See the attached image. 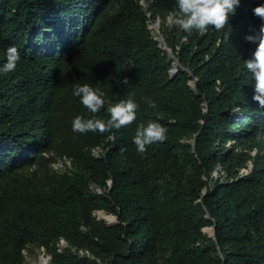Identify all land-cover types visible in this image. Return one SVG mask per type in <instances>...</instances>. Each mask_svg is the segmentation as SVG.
<instances>
[{
    "label": "trees",
    "instance_id": "trees-1",
    "mask_svg": "<svg viewBox=\"0 0 264 264\" xmlns=\"http://www.w3.org/2000/svg\"><path fill=\"white\" fill-rule=\"evenodd\" d=\"M261 3L186 33L167 19L177 0H0V64L9 45L22 57L0 73V264H24L30 248L48 264H264V105L245 39ZM85 83L104 94L99 112L73 94ZM129 97L131 123L73 130ZM150 120L167 135L140 152Z\"/></svg>",
    "mask_w": 264,
    "mask_h": 264
},
{
    "label": "clouds",
    "instance_id": "clouds-1",
    "mask_svg": "<svg viewBox=\"0 0 264 264\" xmlns=\"http://www.w3.org/2000/svg\"><path fill=\"white\" fill-rule=\"evenodd\" d=\"M240 3L241 0H177L176 6L169 10L167 19L172 25H179L186 33L193 30L203 33L209 30V26H214L215 29L223 28L229 15L235 12ZM253 12L264 19V3L257 5ZM245 39L256 44L252 55L246 59V68L254 83L253 99L264 105V24H261L258 31L247 34ZM5 55L6 60L0 64V73L14 71L22 58L16 45H9ZM123 83H128L127 78H124ZM73 94L93 113L99 112L105 104L103 92L91 84L75 85ZM148 103L156 107L155 100L149 99ZM138 108L139 103L135 99H121L109 106L110 118L75 116L72 122L73 130L84 133L90 130L103 132L120 128L137 118ZM166 135L167 127L164 124L159 120H150L147 124L141 123L138 126L133 139L138 150L145 152L147 145L164 140Z\"/></svg>",
    "mask_w": 264,
    "mask_h": 264
},
{
    "label": "rangeland",
    "instance_id": "rangeland-1",
    "mask_svg": "<svg viewBox=\"0 0 264 264\" xmlns=\"http://www.w3.org/2000/svg\"><path fill=\"white\" fill-rule=\"evenodd\" d=\"M153 22L150 27L152 28V30L159 36L160 38V34L158 33V31H156L153 26H154ZM252 154H255V151L252 152ZM57 170H67L69 168H71L70 162L69 161H64V160H58L57 162ZM252 164L250 163V166ZM213 175H217V172L214 171ZM96 217L97 219L101 220L104 219L107 222H111L113 219V215H106V213H104L103 211H99L96 213ZM209 228V229H208ZM211 232H210V231ZM204 233H206L208 236L212 235V227L208 226L205 227L203 229ZM25 262L24 264H48V262L50 261V256H48L43 250L41 249H37V248H30L28 250H26L25 252Z\"/></svg>",
    "mask_w": 264,
    "mask_h": 264
},
{
    "label": "water",
    "instance_id": "water-1",
    "mask_svg": "<svg viewBox=\"0 0 264 264\" xmlns=\"http://www.w3.org/2000/svg\"><path fill=\"white\" fill-rule=\"evenodd\" d=\"M151 28V27H150ZM153 28L156 30V31H158V33H160V21L159 20H156V22L154 23V26H153ZM160 40L162 41V43L164 44V50L165 51H167L170 55H172L173 56V54H172V51H171V49H169L168 47H167V45H166V42L164 41V39H163V37L160 35ZM175 67L172 69V71H171V73L172 74H174L176 71H177V66L179 65V63H178V61L177 60H175ZM191 84H192V86L193 87H195V84H196V81H191ZM113 219L114 220H112L111 222H114L115 220H116V217L115 216H113ZM111 222H108V223H111ZM214 234H215V229H214V227H212V235H210V236H214Z\"/></svg>",
    "mask_w": 264,
    "mask_h": 264
},
{
    "label": "built area",
    "instance_id": "built-area-1",
    "mask_svg": "<svg viewBox=\"0 0 264 264\" xmlns=\"http://www.w3.org/2000/svg\"><path fill=\"white\" fill-rule=\"evenodd\" d=\"M54 167L57 168V163H54ZM61 246H65V242L62 240L60 243Z\"/></svg>",
    "mask_w": 264,
    "mask_h": 264
},
{
    "label": "bare ground",
    "instance_id": "bare-ground-1",
    "mask_svg": "<svg viewBox=\"0 0 264 264\" xmlns=\"http://www.w3.org/2000/svg\"><path fill=\"white\" fill-rule=\"evenodd\" d=\"M209 229V228H208ZM210 231V230H209ZM211 232V231H210Z\"/></svg>",
    "mask_w": 264,
    "mask_h": 264
}]
</instances>
